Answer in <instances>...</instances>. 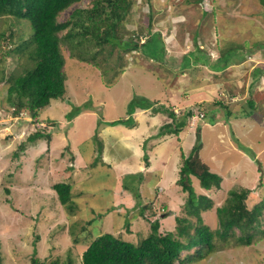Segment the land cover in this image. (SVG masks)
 <instances>
[{"label":"rangeland","instance_id":"obj_1","mask_svg":"<svg viewBox=\"0 0 264 264\" xmlns=\"http://www.w3.org/2000/svg\"><path fill=\"white\" fill-rule=\"evenodd\" d=\"M88 1L77 7L86 6ZM132 6L119 29L122 39L147 30L150 24L163 42L161 59H150L137 48L118 57L115 47L106 63L102 62L105 53L97 56L95 61L106 68L101 71L76 59V63L68 60L63 100H51L37 119H31L27 112L13 117L6 102L8 84L0 83V264H30L31 257L45 264L53 260L79 264L87 245L75 243L72 231L78 230L76 223L87 221L91 222L86 231L77 236L80 240L90 231V239L110 233L138 245L149 234L153 221L160 224L159 232L174 233V218L186 217V196L177 185L181 156L186 157L195 144L197 127L199 136L204 128L199 157L222 181L217 192L199 186L200 195L213 202L205 211V223L216 228L215 209L224 204L231 190L249 189L256 198L253 201L260 197L264 206V75L257 80L254 77L256 68L264 69V48L254 47L264 45L261 0H134ZM213 6L214 15L210 12ZM74 7L62 12L59 19H67ZM228 15L231 18L224 23L222 18ZM27 34L31 30L26 22L0 17V68L4 67L6 77L18 70V63L23 67L27 63L11 52ZM145 35L140 36V43ZM231 44L253 49L233 56L223 71H213L200 61L193 64L192 56L186 57L191 60L189 68L181 66L182 57L196 48L213 62L219 50ZM61 51L69 57L67 44H62ZM137 97L157 103L149 109H136L134 127L105 124L127 118V104ZM248 99H253L255 112L230 120L224 109L214 114L209 104L227 101L229 110L237 115L242 107L248 109L244 102ZM204 102L207 115L199 105ZM158 106L172 109L177 116L190 109L194 117L177 135L155 137L160 126L170 122L163 111L153 112ZM74 109L80 111L69 120L67 115ZM203 124L217 126L210 129ZM49 129L50 143L45 137L28 143L27 138L35 131ZM144 142L147 164L142 159ZM94 158L98 164L89 168ZM136 174L142 175L140 199L122 187L123 181L129 182L128 189L137 186L129 177ZM65 181L74 185L71 192L79 207L72 217L67 216L51 189L53 183ZM194 192L199 196V191ZM147 205L157 213L143 211ZM97 212L102 217H97ZM255 240L240 247L231 239L216 241L215 250L195 264H264V238Z\"/></svg>","mask_w":264,"mask_h":264},{"label":"trees","instance_id":"obj_2","mask_svg":"<svg viewBox=\"0 0 264 264\" xmlns=\"http://www.w3.org/2000/svg\"><path fill=\"white\" fill-rule=\"evenodd\" d=\"M82 1L0 0V17L6 15L24 21L29 24L31 30V34H27L25 39L21 38L22 41L11 50V52L19 54L20 59L26 60L25 66L28 67H23L22 64L17 62L18 66L16 68L18 70H13L8 77L5 76L4 67L0 68V83L6 82L8 84L6 102L12 109L13 117L21 115V112H27L31 119H37L43 109L45 110L50 105L51 100H63L67 88L65 83L69 77L65 70V64L68 60L75 62L73 59H76V62H80L79 64L83 62L101 71L106 68H102L100 63L95 61L97 56L105 53L102 54L104 57H102V62H105L106 57L112 55L115 47L118 50V57L128 52L129 49L135 48L141 50L150 59H153V57L161 59L164 56L163 42L158 32H152L150 24H148L147 30L135 31L132 38L122 39L123 33L119 29L133 7L134 0H89L86 6L77 7ZM199 1L201 0H193V2ZM261 4L264 10V0H261ZM73 6L75 7L67 19L61 21L59 19L61 13ZM212 8L210 12L214 15L216 8L215 6ZM230 18L231 16L228 15L224 16L222 20L225 23ZM64 31V34L59 35ZM142 34H146L145 40L140 43ZM129 42L135 44L132 43L131 45ZM62 44L68 46L69 57L67 58L61 51ZM257 44L254 47L264 48V45ZM252 49L253 46L248 48L244 45L231 44L225 49L219 50L218 58L213 62H209L206 54L201 49L196 48L194 52H189L182 57L181 66L189 68L191 60L186 57L192 56L193 64L200 61L213 71H223L234 60L233 56L239 55L241 52H250ZM157 52L159 55L156 54ZM6 54L9 55L10 53L7 52ZM255 70L254 77L256 80L260 75H264L263 68L258 67ZM244 102L248 109L242 107L237 115H233L234 111L229 110L227 101H212L209 104L213 105L211 108H214L212 109L214 114L219 109H224L226 119L230 120L235 117H248L255 112L256 106L253 99ZM156 103V101L144 97L134 98L127 104V118H118L107 121L105 124L109 126L123 125L130 129L135 125L133 113L136 109H149ZM199 105L201 109H206V102ZM158 107L159 109H152L153 112L163 111L170 122L163 123L155 137L166 134L177 135L188 126L189 120L194 117L193 111H190V109L183 110L177 116L172 109L166 110L164 107L163 109L161 106ZM81 109L83 110V107ZM84 109L88 110L89 107L85 106ZM79 111L80 109H74L73 113L67 115V118L72 120ZM208 111L205 110V115ZM211 116L210 114L209 117ZM204 120L205 118L202 121ZM52 123L55 122L52 121ZM199 129H196L195 144L189 154L186 157L181 156L177 185L181 187V192L186 196L183 206L186 217L174 218L176 222L175 232H159L160 224L158 221H153L150 223L149 234L138 245H134L119 240L118 237L110 233H104L90 239L92 233L88 230L80 240L77 236L80 232L86 231L85 226L89 225L91 221H87L83 225L76 223L74 227H78V232L72 231L74 234L73 241L75 243L83 241L87 245L80 254L79 264H195L205 259L215 250L216 241L225 243L231 239L235 245L240 247L252 245L257 237L264 238V226L261 227L264 223V206H262L260 197L259 199L257 197L258 201L254 202L253 200L256 198L253 199L250 190L246 188L229 191V197L225 199L224 204L215 209L218 221L216 228L212 229L209 224L205 223V211L212 207L213 202L200 195L203 192H201L199 186L204 190L215 189L217 192L220 190L222 181L220 175L211 171L199 157L198 153L202 148ZM44 137L49 140V143L52 141L50 129L45 130V132L35 131L27 138V141L33 143L37 140L40 141L39 139L42 140ZM93 139L97 141L96 137H93ZM20 148H23V145ZM146 148L144 142L142 159L147 164ZM98 151H101L100 144L98 145ZM95 159L89 164V168H93L98 164V159ZM129 177L137 186L128 189L129 182L126 184L123 181L122 187L125 191L132 192L135 198L138 199L139 197L140 199L138 188L142 175L136 174ZM65 182H55L51 189L55 193L58 203L65 209L67 216L72 217L79 207L73 200L74 194L71 192L74 185ZM194 191H199V196ZM142 210L150 211L153 214L157 213L148 205L144 206ZM93 212H96V209ZM98 216L102 217V213L97 212ZM189 217L195 220L191 222ZM125 223L128 224V221ZM236 232H238V235ZM30 264L45 263L36 257H31ZM48 264L59 263L53 260Z\"/></svg>","mask_w":264,"mask_h":264},{"label":"crops","instance_id":"obj_3","mask_svg":"<svg viewBox=\"0 0 264 264\" xmlns=\"http://www.w3.org/2000/svg\"><path fill=\"white\" fill-rule=\"evenodd\" d=\"M203 125H204L205 128H210V129H214V127L217 126V125H212V126H210V125H208V124H203ZM201 128H202V127H201ZM203 129H204V128H202L201 131H200V139L202 138ZM205 164H206V163H205ZM100 165H101V164H100ZM102 165H103V164H102ZM206 165H207V164H206ZM207 166H208V165H207ZM208 167H209V166H208ZM209 169H210V167H209ZM210 170H211V169H210ZM211 171H212V170H211ZM141 188H142V187H139V188H138L139 191L141 190ZM127 193H128V192H127ZM140 196H141V194H140Z\"/></svg>","mask_w":264,"mask_h":264},{"label":"bare ground","instance_id":"obj_4","mask_svg":"<svg viewBox=\"0 0 264 264\" xmlns=\"http://www.w3.org/2000/svg\"><path fill=\"white\" fill-rule=\"evenodd\" d=\"M91 80H92V79H91ZM236 119H237V118H236ZM188 126H189V125H188ZM188 126H187V127H188ZM187 127H185V128H187ZM197 128H200V127H197ZM183 130H184V129H183ZM180 132H181V131H180Z\"/></svg>","mask_w":264,"mask_h":264}]
</instances>
